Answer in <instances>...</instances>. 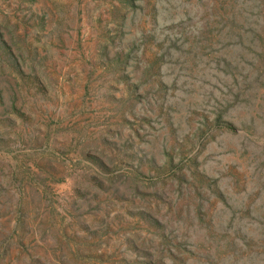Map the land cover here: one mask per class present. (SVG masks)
<instances>
[{
  "label": "rangeland",
  "instance_id": "374dc122",
  "mask_svg": "<svg viewBox=\"0 0 264 264\" xmlns=\"http://www.w3.org/2000/svg\"><path fill=\"white\" fill-rule=\"evenodd\" d=\"M0 264H264V0H0Z\"/></svg>",
  "mask_w": 264,
  "mask_h": 264
}]
</instances>
